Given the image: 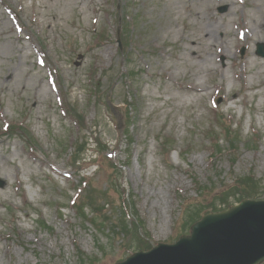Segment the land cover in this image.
I'll return each instance as SVG.
<instances>
[{
    "label": "rangeland",
    "instance_id": "rangeland-1",
    "mask_svg": "<svg viewBox=\"0 0 264 264\" xmlns=\"http://www.w3.org/2000/svg\"><path fill=\"white\" fill-rule=\"evenodd\" d=\"M257 43L264 0H0V264H115L137 245L118 233L124 213L172 243L188 205L219 204L239 177L253 173L261 197ZM18 126L32 148L8 135ZM90 197L113 205L94 224L78 209Z\"/></svg>",
    "mask_w": 264,
    "mask_h": 264
},
{
    "label": "water",
    "instance_id": "water-1",
    "mask_svg": "<svg viewBox=\"0 0 264 264\" xmlns=\"http://www.w3.org/2000/svg\"><path fill=\"white\" fill-rule=\"evenodd\" d=\"M256 204V205H252ZM264 202L245 201L222 214L207 215L192 236L174 246H159V256L132 264H252L264 258Z\"/></svg>",
    "mask_w": 264,
    "mask_h": 264
},
{
    "label": "bare ground",
    "instance_id": "bare-ground-1",
    "mask_svg": "<svg viewBox=\"0 0 264 264\" xmlns=\"http://www.w3.org/2000/svg\"><path fill=\"white\" fill-rule=\"evenodd\" d=\"M209 28V30L210 31H208V32H214L215 31V27H216V25H214L213 23H208L207 25H206V28ZM191 28H192V26H191ZM257 28H259V25L257 26ZM193 29V28H192ZM251 32L253 33V32H257V29L256 30H254L253 28H251V31L250 32H248L250 35H251ZM246 34L245 35V37H249V34ZM190 44V46H191V49H190V52H191V54L192 55H194V57H196V55H197V51H196V49L194 48L193 49V45H195V44H193V43H189ZM229 50H226V52H228ZM213 56H214V53L212 54ZM215 62H213V64H214ZM216 64V63H215ZM249 66H254V61L253 60H251L250 62H249ZM217 70V73H219L220 75H223L224 74V67L223 66H220L219 68H217L216 69ZM220 87H221V89L222 90H224L225 88L222 86V85H220ZM188 88L190 89V90H198L197 88H196V85H192V84H189L188 85ZM232 92H235V90L234 89H230V91H229V93H232Z\"/></svg>",
    "mask_w": 264,
    "mask_h": 264
},
{
    "label": "trees",
    "instance_id": "trees-1",
    "mask_svg": "<svg viewBox=\"0 0 264 264\" xmlns=\"http://www.w3.org/2000/svg\"><path fill=\"white\" fill-rule=\"evenodd\" d=\"M199 213L198 212H194L192 215H190L189 216V220H188V222H194L196 219H198L199 218Z\"/></svg>",
    "mask_w": 264,
    "mask_h": 264
}]
</instances>
